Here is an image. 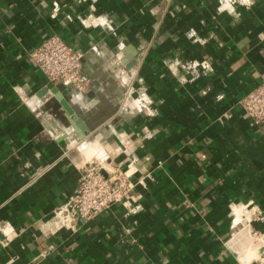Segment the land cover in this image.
Instances as JSON below:
<instances>
[{
  "label": "crops",
  "instance_id": "1",
  "mask_svg": "<svg viewBox=\"0 0 264 264\" xmlns=\"http://www.w3.org/2000/svg\"><path fill=\"white\" fill-rule=\"evenodd\" d=\"M225 1L0 0V224L18 231L0 243V264H264L255 238L264 222L232 227L236 203L253 199L264 213V125L257 132L240 106L264 79V0L234 11ZM53 33L85 52L91 88L62 95L86 132L43 92L50 83L31 60ZM189 60L213 70L188 82L179 64ZM132 69L133 96L146 95L153 114L124 105L119 75ZM51 115L78 135H51ZM99 143L100 159L134 162L137 207L117 203L75 230L43 231Z\"/></svg>",
  "mask_w": 264,
  "mask_h": 264
},
{
  "label": "built area",
  "instance_id": "2",
  "mask_svg": "<svg viewBox=\"0 0 264 264\" xmlns=\"http://www.w3.org/2000/svg\"><path fill=\"white\" fill-rule=\"evenodd\" d=\"M242 1L246 2V0L225 1L224 9L234 11L236 2L242 3ZM103 22L97 18L82 20L85 26L99 25ZM119 46L121 49L124 44L121 43ZM122 55L123 53H119V58H122ZM30 56L32 62L49 83L63 84L65 87L72 88L76 93H86L91 88V78L84 67L85 52L67 42L59 34L53 33L46 36L31 51ZM179 68V71L185 76L188 74V82H194L207 76L213 70L209 60H189L179 64ZM175 70L177 71V69ZM119 76L121 82L126 85L124 105L132 112L137 110L141 112L146 109L149 114H153L146 95L133 96L136 70H129L127 74L122 71ZM30 101L31 99H27V102ZM240 106L248 117L249 125L255 128L257 132H261L264 125V79L240 100ZM145 129L147 128L145 127ZM139 134L140 132L128 137L139 136ZM80 170L81 174L76 190L66 202L53 210L51 216L43 219L41 226L43 231L56 233L61 230H75L79 219L90 220L117 203H123L130 209L137 207L132 206L130 202L132 191L138 184L133 179L137 172L134 162H130L124 167L123 163H117L108 156L105 159L93 156L80 166ZM239 211L242 213L243 220L236 222ZM253 220L264 222V213L260 205L253 199L235 204L232 217L233 228ZM17 235L18 231L10 222L0 224V243L2 246H7L12 238ZM255 238L259 241L261 239L263 241L262 247H264V234L255 232ZM44 254L42 253V256Z\"/></svg>",
  "mask_w": 264,
  "mask_h": 264
},
{
  "label": "water",
  "instance_id": "3",
  "mask_svg": "<svg viewBox=\"0 0 264 264\" xmlns=\"http://www.w3.org/2000/svg\"><path fill=\"white\" fill-rule=\"evenodd\" d=\"M133 62H130L128 66H132ZM65 86L63 84H54L50 83L43 92L48 93V98L52 95H55L56 98L59 100L60 105L63 106L65 112L70 116V121L79 129L86 132V126L83 120L78 116L73 106L70 102L62 95V91L64 90ZM46 99V98H45ZM45 127L48 129L51 135L58 136L60 135L61 140L70 141L78 135V132L75 131L71 134L63 133V127L58 123L54 116H48L44 121Z\"/></svg>",
  "mask_w": 264,
  "mask_h": 264
},
{
  "label": "rangeland",
  "instance_id": "4",
  "mask_svg": "<svg viewBox=\"0 0 264 264\" xmlns=\"http://www.w3.org/2000/svg\"><path fill=\"white\" fill-rule=\"evenodd\" d=\"M90 144V143H89ZM99 148H100V151H98V153H92L91 154V156L90 157H93V156H96V157H98L99 159H100V157L101 156H98L99 155V153H101V152H103L102 150V145L99 143ZM73 154L74 155H80L79 156V158H81V160L83 159V151H82V149H81V147L79 146L78 148L76 147L74 150H73ZM89 157V158H90ZM85 160H87V159H85ZM84 159H83V161H85Z\"/></svg>",
  "mask_w": 264,
  "mask_h": 264
},
{
  "label": "bare ground",
  "instance_id": "5",
  "mask_svg": "<svg viewBox=\"0 0 264 264\" xmlns=\"http://www.w3.org/2000/svg\"><path fill=\"white\" fill-rule=\"evenodd\" d=\"M94 150H95V149H94L93 147H89V148H85L84 152L89 153V152H93ZM84 158H85V156H84ZM238 213H241V212H238ZM239 215H240V214H239ZM240 216H241V215H240ZM236 219H237V218H236ZM238 219H239V218H238ZM239 220H240V219H239ZM239 220H238V221H239ZM259 244H260V243H259ZM256 245H257V244H256ZM256 245H255V246H256ZM251 246H252V245H251ZM251 246H250V247H251ZM248 247H249V246H248ZM253 247H254V246H253ZM253 247H252V248H253ZM252 248H251V249H252ZM254 248H255V247H254ZM246 249H247V251H248V248H246ZM251 249H249V251H250ZM255 249H256V248H255ZM249 251H248V252H249ZM253 253H255V252H253ZM251 256H252V255H251ZM243 257H244V255H243ZM245 259H246V257H245ZM248 261H249V260H248Z\"/></svg>",
  "mask_w": 264,
  "mask_h": 264
}]
</instances>
